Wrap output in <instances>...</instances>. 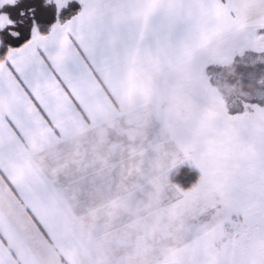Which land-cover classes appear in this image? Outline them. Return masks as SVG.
<instances>
[{
    "label": "snow or ice",
    "instance_id": "6c2138e0",
    "mask_svg": "<svg viewBox=\"0 0 264 264\" xmlns=\"http://www.w3.org/2000/svg\"><path fill=\"white\" fill-rule=\"evenodd\" d=\"M0 264H264V0H0Z\"/></svg>",
    "mask_w": 264,
    "mask_h": 264
},
{
    "label": "rangeland",
    "instance_id": "374dc122",
    "mask_svg": "<svg viewBox=\"0 0 264 264\" xmlns=\"http://www.w3.org/2000/svg\"><path fill=\"white\" fill-rule=\"evenodd\" d=\"M188 179H190L191 181H194L195 180V173H193L192 176ZM183 182H184V186L187 187L188 186V180H185Z\"/></svg>",
    "mask_w": 264,
    "mask_h": 264
}]
</instances>
